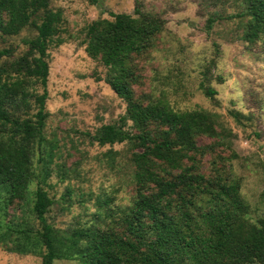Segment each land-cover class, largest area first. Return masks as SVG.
Returning <instances> with one entry per match:
<instances>
[{
    "label": "trees",
    "instance_id": "16d2710c",
    "mask_svg": "<svg viewBox=\"0 0 264 264\" xmlns=\"http://www.w3.org/2000/svg\"><path fill=\"white\" fill-rule=\"evenodd\" d=\"M235 1L237 12H214L208 28L238 18L242 39L264 45V0ZM111 16L84 28L85 51L106 68L105 81L125 101L126 113L100 126L93 139L102 146L130 145L132 200L113 205L110 197L98 196L92 220L62 229L47 219L54 198L44 184L56 153L44 130L49 49L65 42L63 12L51 8L50 0H0L2 40L26 27L36 31L22 38L25 50L0 48V243L40 255L43 264H264V214L254 216L260 207L243 194L232 156L217 153L225 141L217 115L203 108L178 110L165 99L146 101L136 93L138 59L154 49L165 20L139 6L133 14ZM209 74L205 66L201 87L215 97ZM204 138L215 141L204 144ZM115 154H109L112 163ZM206 156L212 157L208 170ZM30 200L38 227L7 218L9 205Z\"/></svg>",
    "mask_w": 264,
    "mask_h": 264
},
{
    "label": "rangeland",
    "instance_id": "374dc122",
    "mask_svg": "<svg viewBox=\"0 0 264 264\" xmlns=\"http://www.w3.org/2000/svg\"><path fill=\"white\" fill-rule=\"evenodd\" d=\"M137 6L165 20L154 49L138 59L141 82L135 86L137 95L146 101L165 99L178 110L203 108L215 113L225 139L217 153L232 156L243 194L253 207H260L254 216L264 214V45L242 39L238 18L221 19L208 28L214 12H237L236 1L50 0L51 8L63 12L65 42L49 49L50 114L44 133L54 142L56 155L44 184L54 198L48 221L67 229L96 216L98 196L110 197L113 205H128L132 200V165L126 158L132 151L130 145L102 146L93 139L100 126L126 113V103L106 83L102 62L85 51L83 31L93 20L113 19L112 13L133 14ZM35 34L32 27H26L19 35L0 38V48L19 45L18 52L25 50L22 38ZM205 66L210 67L209 84L218 91L215 97H207L201 87ZM213 141L202 139L204 144ZM111 153L116 158L113 163ZM210 159L204 158L205 170ZM32 205L31 200L9 205L7 218L38 227ZM0 264L43 262L40 255L10 251L0 243ZM53 264L78 262L57 259Z\"/></svg>",
    "mask_w": 264,
    "mask_h": 264
}]
</instances>
